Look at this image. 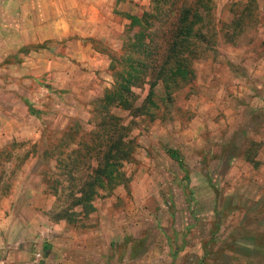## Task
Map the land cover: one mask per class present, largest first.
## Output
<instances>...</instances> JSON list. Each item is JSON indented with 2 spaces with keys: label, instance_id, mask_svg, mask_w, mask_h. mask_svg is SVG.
Returning <instances> with one entry per match:
<instances>
[{
  "label": "rangeland",
  "instance_id": "1",
  "mask_svg": "<svg viewBox=\"0 0 264 264\" xmlns=\"http://www.w3.org/2000/svg\"><path fill=\"white\" fill-rule=\"evenodd\" d=\"M182 1L117 0L83 58L64 40L12 54L0 29V264H264V0H185L199 21L175 86L133 50L128 15L172 21ZM158 24L140 37L157 62L171 36ZM113 124L130 142L122 177L78 201Z\"/></svg>",
  "mask_w": 264,
  "mask_h": 264
},
{
  "label": "crops",
  "instance_id": "2",
  "mask_svg": "<svg viewBox=\"0 0 264 264\" xmlns=\"http://www.w3.org/2000/svg\"><path fill=\"white\" fill-rule=\"evenodd\" d=\"M116 1L0 0V29L8 33L6 38L1 34L2 42L8 48L13 47L11 52L15 54L22 46L43 42L56 46V41L64 40L67 56L83 58L85 52L96 53L86 38L102 36V30L113 26L111 18ZM44 55L45 58L41 59L45 68L49 69L57 63L58 56L49 53ZM39 56L27 54L22 59L32 60ZM66 61L70 60L67 58ZM260 89L264 93V87ZM260 89L258 87L255 91ZM253 159L257 167L260 166L259 156L255 155Z\"/></svg>",
  "mask_w": 264,
  "mask_h": 264
},
{
  "label": "trees",
  "instance_id": "3",
  "mask_svg": "<svg viewBox=\"0 0 264 264\" xmlns=\"http://www.w3.org/2000/svg\"><path fill=\"white\" fill-rule=\"evenodd\" d=\"M186 1L183 0L178 7L175 9V16L174 19L171 21H167V18L161 19L163 15H165L164 10H162L159 7H155L153 14L150 13H141L139 16L137 15H128L129 20H131V24H136V22H140L136 25V28L138 29L136 31V35L138 38H134L132 42V48L135 51L140 50L141 54H144V57L149 58V68L151 70V73L153 76L160 78L161 80H165L168 83H172L175 86H177V77L184 78L187 76L188 71V60L186 57L182 56L180 54L181 50L180 47L184 48L185 46L182 44L185 35H189L191 33V30L193 28V25L196 24L199 20L197 11L192 12L190 11V3H185ZM152 13V12H151ZM155 15V16H154ZM145 18H153L154 21L158 22V26L163 24H168L166 30L169 32L170 39L169 42L165 43L164 46L161 48V55H164L163 59L157 62L156 57H150L151 49L154 47L156 51L155 53H158L159 51V45L154 42V44L151 43V38L147 37V40L140 39L145 32L144 28H146L149 25V30L157 29L158 27L152 26L153 23L145 22ZM169 22V23H168ZM194 23V24H193ZM148 36V35H147ZM158 50V51H157ZM190 52V51H189ZM146 63L140 66H144ZM141 70L143 72H146V67H141ZM135 70V69H133ZM139 70V73L141 72ZM115 73V72H114ZM139 73H136L138 78ZM118 73H116L117 75ZM145 74V73H144ZM132 73L126 74L124 77L121 78V81H119L116 84L115 93L118 97V100L122 102L123 96L122 93L128 94L131 96V92L128 88V84L131 82ZM150 93V90L148 91ZM127 101V100H126ZM125 102V101H123ZM128 102V101H127ZM124 104V103H123ZM115 124H113L111 130L112 132L108 131V134L106 133V143H105V152L102 153V155L98 158H95L96 164L91 172V179L88 182H85L83 184V187L80 188L79 192L80 195L76 197V200L78 201H84L87 198L90 197V195L93 193V191L97 187H104L110 189L112 186H114L117 182H119V178L122 177V173L119 171V167L121 165L122 160L127 159L130 157L128 153L130 142H127V147L123 151L120 150L118 144L121 142L119 137H114L113 132L115 130L114 128ZM126 150V151H125ZM262 237V238H261ZM261 240L264 241V234H260ZM235 241V240H234ZM252 244V243H251ZM255 244V243H254ZM225 254V253H224ZM264 254V251H263ZM231 255V253H230ZM221 256V255H220ZM227 256L229 257V254L227 253ZM233 263H236V261H232Z\"/></svg>",
  "mask_w": 264,
  "mask_h": 264
}]
</instances>
